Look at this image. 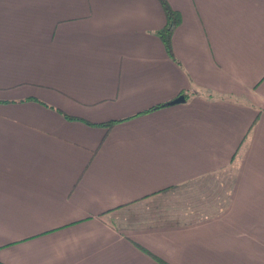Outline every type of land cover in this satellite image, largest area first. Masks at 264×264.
I'll return each mask as SVG.
<instances>
[{
  "label": "crops",
  "instance_id": "0c3cea01",
  "mask_svg": "<svg viewBox=\"0 0 264 264\" xmlns=\"http://www.w3.org/2000/svg\"><path fill=\"white\" fill-rule=\"evenodd\" d=\"M167 2L0 0V263L264 264V0Z\"/></svg>",
  "mask_w": 264,
  "mask_h": 264
},
{
  "label": "trees",
  "instance_id": "16d2710c",
  "mask_svg": "<svg viewBox=\"0 0 264 264\" xmlns=\"http://www.w3.org/2000/svg\"><path fill=\"white\" fill-rule=\"evenodd\" d=\"M158 2L161 5V8L164 12L165 15V24L163 25V27H161L160 29H158L155 34L160 38L166 53L173 58L172 55V49H171V42H170V38H171V32L174 29L175 26H177L180 22V14L178 11H176L175 9H173L169 3L167 2V0H158ZM161 105L158 106H154L152 107L153 109L158 108ZM66 118L68 119H78L76 117H71L68 115H64ZM116 121H108L105 123H101L100 125L106 127L107 129L110 128V126ZM88 123V122H86ZM89 124V123H88ZM144 250V249H143ZM157 261H159L161 264H168L160 259H158L157 257H155ZM2 264V263H0Z\"/></svg>",
  "mask_w": 264,
  "mask_h": 264
},
{
  "label": "water",
  "instance_id": "95a60500",
  "mask_svg": "<svg viewBox=\"0 0 264 264\" xmlns=\"http://www.w3.org/2000/svg\"><path fill=\"white\" fill-rule=\"evenodd\" d=\"M182 99H183V97H182V96H180V97H178V98L174 99V100H173V101H171V102L180 101V100H182Z\"/></svg>",
  "mask_w": 264,
  "mask_h": 264
},
{
  "label": "rangeland",
  "instance_id": "374dc122",
  "mask_svg": "<svg viewBox=\"0 0 264 264\" xmlns=\"http://www.w3.org/2000/svg\"><path fill=\"white\" fill-rule=\"evenodd\" d=\"M214 184H215V183H213V185H212L213 187H215ZM212 186H211V187H212ZM207 187H208V186H207ZM209 189H212V188L209 187ZM179 197H184V196L182 195V196H179Z\"/></svg>",
  "mask_w": 264,
  "mask_h": 264
}]
</instances>
